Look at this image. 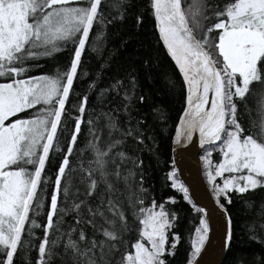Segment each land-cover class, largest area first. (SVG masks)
<instances>
[{
  "label": "snow or ice",
  "instance_id": "obj_1",
  "mask_svg": "<svg viewBox=\"0 0 264 264\" xmlns=\"http://www.w3.org/2000/svg\"><path fill=\"white\" fill-rule=\"evenodd\" d=\"M100 5L101 0H0V78L5 80L0 82V264H14L18 249L29 247L30 239L22 240L26 221H30L29 237L33 235V228L40 227L34 218L36 209L42 205L38 185L43 179L42 171L50 149L62 150L59 137L67 127L66 102L90 31L94 22L101 20ZM121 6L120 3L114 5ZM150 8L159 39L175 63L186 93L173 143L191 139L194 130L199 133L202 147L205 143L216 146V142H220L221 158L214 166V175L211 171L207 175L210 184L216 177H223L222 185H214L213 191L218 206L226 214L220 198L231 203L228 193L244 194L264 188V105L258 101L261 120L248 134L237 117L238 103H246L253 94L264 96V0L226 2L222 10L214 13L216 22L207 27L199 39L194 28L202 27L199 18H209L204 15L199 0H194L187 8L182 6V0H150ZM210 34H214L211 43ZM101 35L102 32H98L96 39ZM68 44L73 50L66 70L51 75H26L29 61L54 55ZM209 48L218 52V56L214 58ZM254 85L262 86L259 93ZM117 89L123 90L122 99L130 102L136 89V77L132 76L130 88L116 80L111 90ZM108 91L103 89L101 95ZM139 101L143 103L144 97L140 96ZM86 104L87 96H82L73 106L78 114L71 121L72 130L54 177L36 264H51L56 257L62 258V264H167V258L175 254L179 242V235L170 233L177 213L166 210L164 202L157 205L152 201L150 206H143L139 194L144 189L140 187L137 191L130 181L135 173L128 169L122 175L120 164L115 160L117 156L121 161L129 157L122 151H115L113 155L123 140L110 139L104 145L95 143L101 137L92 120L88 122L91 139L87 148L93 159L86 169H80L85 173L80 177L85 187L83 192L77 190L82 198L78 202L69 201L75 172L70 155L81 131ZM35 106L39 108L33 117L15 118ZM123 107L127 111L129 104ZM158 115L163 118V113ZM117 124L111 113L107 114L104 127L109 130L110 138L113 131L123 137L133 136L134 129L121 132ZM136 139L142 143L139 134ZM208 155L210 153L202 159L211 165ZM132 163L134 168L142 165V161ZM225 173L229 175L224 177ZM168 179L173 180L172 187L183 192L184 200L191 202L187 188L174 181L172 172ZM121 181L123 188L119 187ZM61 190L66 206L58 205ZM34 198L37 203L30 209ZM70 212L74 213L75 225H69L67 233H60L62 217ZM198 212L205 213V209L199 208ZM83 225L99 232L103 238L88 239L81 247L79 242L86 240ZM76 226H81L78 241L72 239ZM133 231L137 239L128 251L124 235ZM169 233L171 244L166 246ZM209 233L206 215H201L199 225L189 238L186 264H198L197 257L209 241ZM57 235L68 237L63 241V252L59 247L61 241L55 238ZM250 239L260 242L255 236ZM230 240L229 230L222 242L225 249L230 247ZM120 247L125 250L117 257Z\"/></svg>",
  "mask_w": 264,
  "mask_h": 264
},
{
  "label": "trees",
  "instance_id": "obj_2",
  "mask_svg": "<svg viewBox=\"0 0 264 264\" xmlns=\"http://www.w3.org/2000/svg\"><path fill=\"white\" fill-rule=\"evenodd\" d=\"M226 2H231V0H199L204 15L209 18L198 17L202 25L200 28H194L198 39L202 37L203 31L207 27L216 22L214 13L222 10ZM118 3L122 6L114 7ZM193 3L194 0H182L185 8ZM208 5H211L210 9ZM98 12L101 14V20L95 21L93 29L90 31L73 88L66 102L68 109L67 127L59 137L62 150L55 151L54 147L50 149L49 157L42 171L43 179L38 185L42 205L36 209L34 218L40 227L33 228V235L29 237L27 226L30 221H26V228L22 231V240L30 239V245L26 249H18L17 253L14 254V264H36L37 259H39L38 245L40 240L44 238L43 225L46 223V213L50 203L54 177L58 164L63 158L66 140L72 130L71 121L78 114L73 106L78 104L82 96H87V104L82 116L81 131L74 145L75 150L70 155V164L75 172L72 173L73 180L69 201L78 202V199L82 198L77 190L83 192L85 187L84 184L80 183V177L85 175L80 169L82 167L86 169L89 161L93 159L91 151L87 148L88 141L91 139L88 132V122L92 120L101 137L100 140L94 141L95 143L104 145L110 139L123 140V143L113 151V155H115V151H122L126 157H129V159L121 161L117 156L115 160L116 163L120 164L122 175L126 174L128 169H132L135 173L130 181L135 185L137 191L140 187L144 189V192L139 194L144 201L143 206H150L152 201H155L157 205L164 202L166 210L177 213L178 218L175 227L170 230V233H177L179 242L174 249L175 254L167 258V264H186V258L190 251L189 238L194 233L195 227L199 225L201 213L191 202L184 200L183 192L178 187H172L173 180L168 179V174L172 172L174 181L181 184L173 164L172 145L175 126L185 106L186 93L182 77L159 39L150 8V0H101ZM137 17H140L139 23ZM189 23L192 26L191 20ZM98 32H102L99 40L96 39ZM212 35L214 34H210L209 43L212 42ZM72 50V45L68 44L54 55L29 61L30 67L26 75H51L57 71L66 70ZM209 51L212 49L209 48ZM212 54L214 58L218 56L216 51H212ZM132 76L136 77V89L132 100L128 102L122 99L123 90L112 91L111 86L116 80H121L125 87L130 88ZM0 82H5L4 78H0ZM253 87L257 89V93L262 89L260 85ZM103 89H109V91L101 95ZM140 96L144 97L143 103L139 101ZM258 101L264 105V96L253 94L248 97L246 103H238L237 117L246 130L245 134L251 132L253 125L258 124L261 120V116L258 114ZM126 103L129 104L127 111L123 107ZM38 108L39 106H35L33 109H25L15 118H31ZM109 113L117 120V126L121 132L126 129H134L133 136L123 137L120 133L113 131L110 138L108 136L109 130L104 127ZM158 113H163V118ZM64 119L62 114V121ZM59 129L60 126L58 125ZM137 134H139L142 143L136 139ZM209 157L211 165L215 166L219 163L221 154L219 151H212ZM133 160L137 163L142 161V165L139 168H134ZM119 187L123 188V181ZM228 196L231 203L223 198H220L219 201L220 204L224 205L232 222V241L223 264H264V188H258L244 194L231 192L228 193ZM36 203L34 198L30 209L34 208ZM66 203L61 190L58 196V205L66 206ZM29 216L32 217L31 211ZM53 221L54 223L56 221L55 215ZM69 225H75L74 213L71 212L62 217L60 233H67ZM82 227L86 240L79 242L81 247L88 243V239L99 241L103 238L99 232H95L91 227L87 225ZM80 228L81 226H76L72 239L78 241ZM170 233L166 246L171 244ZM252 236L257 237L260 242L257 239H250ZM55 238L61 241L59 247L60 251L63 252V241L68 239L67 235H57ZM136 239L135 231L124 235L128 251H131L130 245ZM124 250V247H120L116 256L119 257ZM51 264H62V258H54Z\"/></svg>",
  "mask_w": 264,
  "mask_h": 264
},
{
  "label": "water",
  "instance_id": "obj_3",
  "mask_svg": "<svg viewBox=\"0 0 264 264\" xmlns=\"http://www.w3.org/2000/svg\"><path fill=\"white\" fill-rule=\"evenodd\" d=\"M219 143L216 142V145ZM208 146L211 145L205 143L201 146L199 133L194 130L191 139L173 143L172 159L178 179L187 188L191 203L198 209H205L201 215H206L210 225L209 241L197 257L198 264H223L230 247L225 249L222 242L230 230L231 245L232 222L227 211L225 214L218 206L204 173L202 154Z\"/></svg>",
  "mask_w": 264,
  "mask_h": 264
},
{
  "label": "rangeland",
  "instance_id": "obj_4",
  "mask_svg": "<svg viewBox=\"0 0 264 264\" xmlns=\"http://www.w3.org/2000/svg\"><path fill=\"white\" fill-rule=\"evenodd\" d=\"M10 119H11V118H10ZM219 144H220V143H219ZM219 144H217L216 146H208V147L204 150V152H203V154H202V157H205V155H206L207 153H211L212 151H213V152H214V151H219V152H220V150H219ZM207 159H208L209 161H211L209 155H208ZM202 162H203V166H204V173H205V176H206L207 182H208V184H209V186H210V183H209V180H208V175H207V173H208L209 171H211V172L213 173V175H214L215 167H214V165H208V164H206L205 161H204L203 159H202ZM228 175H229V174L225 173V174H224V177H226V176H228ZM222 183H223V177H216L215 180L211 183L210 188L213 189V188H214V185H216V184H221V185H222ZM142 242H144V243L147 245V242H146V241H142Z\"/></svg>",
  "mask_w": 264,
  "mask_h": 264
}]
</instances>
